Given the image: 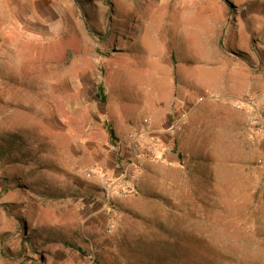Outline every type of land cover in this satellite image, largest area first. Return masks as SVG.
Instances as JSON below:
<instances>
[{"label": "rangeland", "instance_id": "374dc122", "mask_svg": "<svg viewBox=\"0 0 264 264\" xmlns=\"http://www.w3.org/2000/svg\"><path fill=\"white\" fill-rule=\"evenodd\" d=\"M262 11L0 0V264H264Z\"/></svg>", "mask_w": 264, "mask_h": 264}, {"label": "built area", "instance_id": "2783aa9c", "mask_svg": "<svg viewBox=\"0 0 264 264\" xmlns=\"http://www.w3.org/2000/svg\"><path fill=\"white\" fill-rule=\"evenodd\" d=\"M236 107L247 112L250 120V130L258 134L264 130V120L262 111L264 109V94H256L245 101L237 103ZM123 193H130L128 189L123 190Z\"/></svg>", "mask_w": 264, "mask_h": 264}, {"label": "crops", "instance_id": "0c3cea01", "mask_svg": "<svg viewBox=\"0 0 264 264\" xmlns=\"http://www.w3.org/2000/svg\"><path fill=\"white\" fill-rule=\"evenodd\" d=\"M248 77L251 78V81H250V83L248 85L237 86V88H235L234 91L232 92V95L230 96L231 99L233 100L232 102H237V100L242 97V94H244L247 91H250V92H258V91L264 92V83L262 81V80H264V75L263 74H262V76H257L256 77V76H254V74L252 72V73H250V75ZM198 78L200 80L203 79V81L206 82V80H210L211 79V74L209 72H206V73L204 72L203 74H200V76H198ZM259 79L261 80L260 82H259ZM222 81L223 80H221V78H220V81H219L220 89L222 87V84H221ZM233 93H236V94H233ZM225 94H226L225 92H220L218 95H219V97H222V95H225ZM155 139L158 141V138H155Z\"/></svg>", "mask_w": 264, "mask_h": 264}, {"label": "trees", "instance_id": "16d2710c", "mask_svg": "<svg viewBox=\"0 0 264 264\" xmlns=\"http://www.w3.org/2000/svg\"><path fill=\"white\" fill-rule=\"evenodd\" d=\"M96 97L102 103H104L105 100H106V97H105V94H104V89H103V86L101 84H99L97 86ZM104 126H105V129H106V131H107V133L109 135L110 140L111 141H115L116 140V135H115V132H114L113 128L108 123H105Z\"/></svg>", "mask_w": 264, "mask_h": 264}, {"label": "bare ground", "instance_id": "6f19581e", "mask_svg": "<svg viewBox=\"0 0 264 264\" xmlns=\"http://www.w3.org/2000/svg\"><path fill=\"white\" fill-rule=\"evenodd\" d=\"M188 16V15H187ZM192 18V17H191ZM189 20V19H188ZM194 20V19H193ZM191 22V21H190ZM189 38V37H188ZM194 39V38H193Z\"/></svg>", "mask_w": 264, "mask_h": 264}]
</instances>
